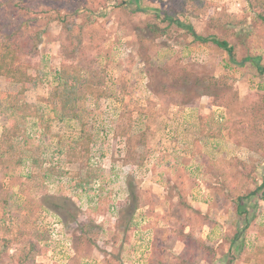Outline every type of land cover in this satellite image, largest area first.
<instances>
[{
    "label": "rangeland",
    "instance_id": "rangeland-1",
    "mask_svg": "<svg viewBox=\"0 0 264 264\" xmlns=\"http://www.w3.org/2000/svg\"><path fill=\"white\" fill-rule=\"evenodd\" d=\"M262 5L0 0L32 77L0 76V264H264V200L236 211L264 177V73L185 27L264 66Z\"/></svg>",
    "mask_w": 264,
    "mask_h": 264
},
{
    "label": "trees",
    "instance_id": "trees-1",
    "mask_svg": "<svg viewBox=\"0 0 264 264\" xmlns=\"http://www.w3.org/2000/svg\"><path fill=\"white\" fill-rule=\"evenodd\" d=\"M258 1L260 2V0H258ZM261 3L263 4L262 7L264 8V0H261ZM252 7H253V4H252ZM164 19L166 22H169L171 24L177 23L180 26L184 25V24H182V22L180 20L170 16L169 14H165ZM263 19H264V16H263ZM185 27L188 29L189 33L193 36V38L196 42L203 44V45L214 44V45L224 49L228 53L229 59L232 63L243 65L244 62L250 61L254 65L257 66V68L259 69V71L261 73H264V66H262L260 64V58H258V57H256V58L247 57L243 61L238 62L235 49L229 42L224 41V40H220L215 35H208L206 37H202L196 33L194 27L190 24L185 25ZM20 30H21V26H18L15 29L16 32L12 33L10 35V38L5 39V41L0 44V76L5 77L8 81L23 84L24 85L23 90L27 91L32 86V77H31V75L28 74V72L24 68L25 66H22L19 63V60L21 59V56L23 55V52H24V47L19 42L20 35L22 34ZM34 38H35V35H31L30 37H28V42H33ZM33 47L34 48H32V50L33 49L36 50L38 48L36 44L33 45ZM73 71H74V69L69 68L67 70V73L72 75ZM64 78H66V75L63 77V79ZM67 82L68 81H66V83ZM60 83H61V81H60ZM65 86H66V88H65L64 92H66V93H62V94L57 93V96H60V97L64 96L67 98V91L70 89V93H71L70 97H72L73 86L69 87L67 84H65ZM102 95L103 94H101V96ZM54 96H55V94H54ZM69 101L72 102L71 100H69ZM69 101L67 99H65L63 101V104L67 105V104H69ZM253 197H258L261 200H264V177H262L261 183L258 185V187L254 191L250 192L245 197H239L237 199L236 211H237L238 215H240V216H242L243 214L248 215V211H246L244 209V205H245L244 201L250 200ZM248 225H249V222H248ZM191 235L192 236H190V237L195 238L194 233H192ZM186 237L184 236V237H182V239H184L183 242L188 245ZM200 242L203 243V241H200ZM208 248H210V247H208ZM208 248H207V250H208ZM233 249L234 248L232 247V250ZM212 252L213 253H210L211 256L216 257V255H217L216 252L214 250H212ZM208 257H209V255L208 254L206 255L204 253L203 258L201 257V260H205L206 262H209L210 264H221V262H219L218 259H216V260L212 259L211 260V259H207Z\"/></svg>",
    "mask_w": 264,
    "mask_h": 264
},
{
    "label": "crops",
    "instance_id": "crops-1",
    "mask_svg": "<svg viewBox=\"0 0 264 264\" xmlns=\"http://www.w3.org/2000/svg\"><path fill=\"white\" fill-rule=\"evenodd\" d=\"M193 204H197V205H194V206H198L197 207V209L198 210H200L201 212H202V214H205V213H207V212H209V211H204V209L207 207V205L206 204H203V203H195L194 201H193ZM210 214V213H209ZM223 225V224H222ZM207 226V229L208 230H210L205 236H204V229H203V232H202V234H200V238H202V239H204V241H206V243L208 242V238H209V241H211V239H210V237L212 238L213 237V233H218L219 232V230H221L223 233L225 232V227H226V225H224L225 227H223V229L221 228L222 226L221 225H215V224H208V225H206ZM205 226V227H206ZM187 228H189V226H186L185 227V231L183 232V237L185 236V235H187V234H189V229H187ZM210 232L212 233L211 235H210ZM193 233V232H192ZM199 236V235H198ZM207 236V237H206ZM223 237V236H222ZM220 240V242H222V238L221 239H219ZM209 243V242H208ZM207 243V244H208ZM179 244H180V247H181V251H179V253H178V255L179 254H183V255H186L187 254V248H188V246H187V244H185L184 242H180V240L179 241H177L176 242V245L177 246H179ZM210 244H213V243H210ZM182 245V246H181ZM208 264H210L209 262H207ZM199 264H205V260H201L200 259V262H199Z\"/></svg>",
    "mask_w": 264,
    "mask_h": 264
}]
</instances>
